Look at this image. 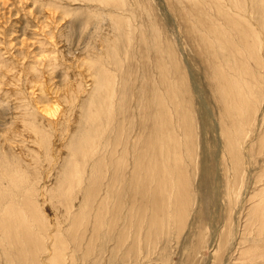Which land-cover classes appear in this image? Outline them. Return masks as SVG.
Wrapping results in <instances>:
<instances>
[{
    "label": "bare ground",
    "instance_id": "obj_1",
    "mask_svg": "<svg viewBox=\"0 0 264 264\" xmlns=\"http://www.w3.org/2000/svg\"><path fill=\"white\" fill-rule=\"evenodd\" d=\"M99 1V4L112 3L111 11L114 9L121 14L127 0H121L123 3L118 0ZM215 1L217 13L211 18L218 23L210 19V25L206 24L200 35L214 59L229 66L228 69L215 62L213 70L211 68L213 82L219 84L216 92H219V108H223L220 130L225 136V146L221 145L215 159L218 164L221 158L224 159L227 172H232L234 167V171L240 173L243 168L237 145L238 131L244 140L262 125L263 132L256 139L264 145V0ZM252 15H257L259 28L251 20ZM101 17V25L106 24L108 28L104 31L97 25L100 22L96 24L93 42L81 55L86 57L85 61L79 62L81 70L75 72L74 83L68 84L71 90L65 92L72 97L68 101L65 96L66 116L63 118L69 121L66 129L59 134L55 132L53 140H49L47 131L41 136V128L33 130L35 137L30 133L25 138L16 129L28 130L20 128L15 117H12L13 123L9 121L7 124L6 118L0 119V161L15 159L18 151L20 166L29 169L28 177L31 178L30 184L20 188L13 176L22 174V171L10 169L0 175V179L8 177L6 181H0V202L9 203L0 210V252L4 264H76V254L80 249L87 259L96 246L103 248L105 243H108V250L89 264H155L153 261L165 259V256L160 258V253L151 257L157 253L154 249L162 242L161 237L164 241L162 250L167 249L172 236L187 229L186 222L189 223V231L195 224L193 219L198 209L194 207L196 192H192V186L199 171L195 158L198 143L195 146L196 139H193V94L200 106L195 112H201L204 118L207 115L213 117L204 100L202 86L188 66V76L185 72L176 71L178 61L172 58L173 49L170 50L174 45L163 43L159 46L158 40L149 35L148 51L156 49L164 61L161 63L159 57L157 62L160 63L154 64L156 71L152 78L149 77L151 81L145 77L142 79V76L141 79L138 77L141 82L134 85L137 76L128 71L129 62L134 55H140L139 50H135L131 33L133 24L126 18L128 28L125 31L116 22L118 17L113 19V15L108 13ZM221 25L229 28L224 32L225 36L220 32L222 29H217ZM156 37L159 39L158 34ZM14 39L10 38L9 42ZM19 43L22 44L17 41ZM228 45L230 51H226L229 53L226 56L224 52ZM5 48L9 52V47ZM237 52L243 56L250 55L249 60L253 58L256 62L255 84L248 89L249 82H245L246 85L240 83ZM17 60L16 54L12 56L9 68L16 67ZM59 61L56 60L54 65L57 66ZM27 62L31 61L23 63ZM126 64L129 69L125 68ZM2 66L0 63V69ZM30 70L28 68L27 73ZM16 83H20L17 75L6 80L0 70V106L7 105V113L13 110L9 101L11 95H15L17 102L23 100V90L17 89ZM241 86L245 92L238 91ZM260 86L261 93L257 92ZM35 104L39 105L37 101ZM35 118L33 115L34 121ZM246 125H249L247 132ZM216 126L219 123L215 121L213 129ZM33 139L37 146L26 150L15 148L18 143L32 142ZM35 153L38 160L31 159L30 165L21 163L25 162L24 156L31 157ZM52 153L54 162L51 161ZM210 173V170L203 171L207 179ZM218 178L216 183L219 185ZM212 182L215 184V180ZM257 191L254 198L258 196V199L252 203L248 218L255 226L254 242L245 251L246 257L252 260L256 257L264 259V182ZM47 205L49 208L45 209ZM189 215H193L190 222L187 219ZM161 262L165 264L168 261Z\"/></svg>",
    "mask_w": 264,
    "mask_h": 264
},
{
    "label": "rangeland",
    "instance_id": "obj_2",
    "mask_svg": "<svg viewBox=\"0 0 264 264\" xmlns=\"http://www.w3.org/2000/svg\"><path fill=\"white\" fill-rule=\"evenodd\" d=\"M87 1L0 0V49H2L3 53V56L0 57V63L4 65L0 70L6 80L17 75L20 78V83L19 85L18 83L14 85L17 86V89L23 90L21 93L23 100L21 102L15 100V95L10 96L9 101L13 105L11 112H5L7 105L3 108L0 106V110H4L3 112L0 111V119L6 118L8 121L5 124H7L9 121L13 123L12 117H15L18 120V124H20L19 127L28 130L24 132L19 128L16 129V132L25 135V138L29 137L30 133L33 135L34 129L41 128V136H44L43 134L47 131L49 140L55 139L54 133H61L62 130L66 129L67 124L69 125V121L63 118L66 116L65 96L68 98V101L72 97L67 96L65 92L66 90H71L68 84L69 82L74 83V74L76 71L81 70V67H79L81 65L79 64L86 59L85 56L81 55L90 48L97 25L104 31L108 28L106 24H103L104 26L101 25V16L104 13H108L113 15V19L118 17L116 22L119 23V27L122 28L123 26L122 29L125 31L128 28V24L125 22L127 18L130 21L129 23L133 24V31L131 33L135 41L134 44L136 45L135 50H139L140 55L137 56V54L136 57L134 55L130 59V69L127 64L125 65V68L129 69L128 71L130 73L133 75L136 74L135 76H137L136 82L133 84L136 85L139 81L141 82L140 79L142 76V79L145 77L148 78L147 80H150L153 72L156 71L154 64L164 61L156 49L148 51L146 44L151 43L150 38L154 36L158 40L157 44L159 46L163 43H165L164 45H174L173 47H169L170 50L173 49L171 52L172 58L178 61L175 68L176 71L180 70L181 73L185 72V75L188 76L187 68L189 67L192 70L196 81L198 80V83L202 86L204 100L213 115V117L207 115V120V118L201 115V112L199 114L195 112L200 106L197 104L196 98L192 93L191 99L194 101L193 109H195L193 111L195 116V133L193 139L194 137L196 139L194 140L195 146L198 143L195 150V158L198 161L199 171L196 174L197 179L192 186V192H196L194 207L198 209V212L195 214L196 218L194 217L193 219L195 224L190 228V231L188 230L189 223L186 222L187 229L182 234H174L172 240L169 239L170 246L167 249L162 250V243L164 241L163 237H161L162 242L154 249L157 253L151 254V257L154 255L157 257V254L160 253V258L165 256L163 257L165 259H160L156 262L153 261V263L160 262L163 264L161 261L165 260L168 261L165 264H264V259L261 257H256L252 260L250 257L247 258L245 253L246 249L252 244V241L254 242L253 236L255 234V226H252L248 219L249 214H251L253 209L252 203L258 199V196L254 198L255 193L259 192L257 189H260L264 182V180L261 181L264 173V145L259 143L258 138L256 139V137H260L262 134L259 133L263 132L262 125L259 127L260 129L258 128L259 130L255 128L253 133L251 132V134L247 135L249 139L246 136V139L243 140V136L239 134L240 130L238 131L237 145L240 150L239 155L240 160H242V168L245 170L247 166L246 171L242 169V172H236L232 165V172H227L225 162L223 161L224 159H220V164L215 159L216 153L225 144V136H223V131L220 130L223 124L221 115L223 108H219V92H216V87L219 84L214 83L212 77V66L215 65V62L219 63L220 61L214 59V56H212L208 48L203 45V38L200 35L201 29L206 24L210 25V19H213L211 17L216 16V1L127 0L124 2V7L122 6L123 9L121 8V14L123 13V15L116 11L117 14L113 11L114 9L112 11L116 14L112 13L111 7H114L112 3L109 5L108 3L99 4V0L98 2L97 0ZM125 3H127L126 6ZM6 6H9L8 9H5ZM101 6L107 7L105 9ZM248 6L252 9L251 4ZM125 11L127 14H124ZM130 12L131 14H129ZM130 17L133 20H130ZM93 18L96 20H93L95 22L91 21ZM256 18L258 19L257 15H252L251 20L256 25L255 27L259 28L260 26ZM103 21L106 22L105 19ZM213 21L218 23L216 19H213ZM98 22L100 23L97 24ZM220 27L217 29H222L220 32L225 36L226 33L224 32H228L229 28L223 27L222 25ZM151 28L153 30L156 29L153 31ZM157 34L159 35V39L156 37ZM12 37L15 39L10 43L9 40ZM148 38L149 41H145ZM17 41L22 44H17ZM5 47H9V52L5 51ZM228 48L224 52L226 56L229 55L230 48ZM131 52H134V50ZM252 52L255 53L254 50ZM15 54L18 60L15 64L16 67L11 69L9 65L12 63V56L14 57ZM167 56L165 55L164 58H167ZM159 57L160 62H157L159 61ZM249 57L250 55L243 56L240 52H237V65L240 68V83L246 85L245 82H249L250 85H248L247 89L249 86L255 84L253 73L257 72L256 62L253 58L249 60ZM59 59L60 61L57 62L58 65L55 66L54 62ZM28 60L31 62L23 63ZM137 61L140 62L138 63ZM220 64L229 69L227 63L220 62ZM28 68L31 70L27 73ZM242 70L245 71V74L242 73ZM150 72L152 73L150 74ZM76 76V78L79 77L78 75ZM133 79L135 78L133 77ZM187 79L190 87L189 78ZM16 82L19 81L16 80ZM14 85L13 88H15ZM241 90L242 92L244 91L243 86L238 91L241 93ZM261 90L262 87L260 86L257 92L261 93ZM253 98L256 97L253 96ZM36 101L39 105L35 104ZM125 102L127 103L128 101L126 100ZM4 112L7 113V116H5ZM33 115H36L35 121L32 119ZM31 120L34 122H31ZM215 121L217 124L219 123V126L213 129L212 124L214 126ZM248 126L246 125L245 127L246 132ZM56 127H58L59 132ZM65 136H67L66 132ZM36 144L37 142L33 139L32 142H20L15 148L22 147L23 150H26L30 149V147L37 146ZM261 148L262 150H259ZM16 153L18 157H15V159H6V162L0 161V175L8 172L10 169L22 171V174L17 173L13 177L15 182H17V186L23 188L25 184L28 185L31 183V178L28 177L29 169H23L20 166V153L18 151ZM51 155V161L54 162V153ZM24 159L25 162L21 163L30 165L31 159L38 160L39 156L35 153L31 157L24 156ZM209 170L211 173L207 179L203 175V171L207 172ZM217 172H219V183L221 182L219 185L218 182L216 183V178L218 177ZM7 178H2L0 181H6ZM213 180H215V184H212ZM41 185L44 184L42 183ZM8 204L1 201L0 210L1 208L5 209ZM47 208H49L48 205L45 209ZM188 217V222H190L193 215H189ZM119 222L122 223L123 221L119 220ZM183 223L184 220L180 224L183 225ZM99 247L100 245L96 246L91 251L92 254L87 256V259L80 249L76 254V264L92 263L98 255H102L108 250V243H105L103 248ZM144 252L145 250L143 249L142 253ZM168 256L169 259H167ZM148 262L144 261V263ZM0 264H4L1 252Z\"/></svg>",
    "mask_w": 264,
    "mask_h": 264
}]
</instances>
